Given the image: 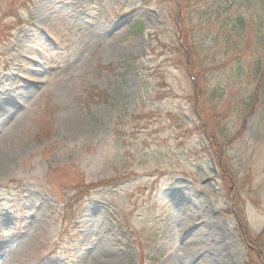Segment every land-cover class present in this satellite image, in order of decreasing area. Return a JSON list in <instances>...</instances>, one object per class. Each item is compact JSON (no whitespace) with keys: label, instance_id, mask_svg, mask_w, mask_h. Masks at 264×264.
<instances>
[{"label":"rangeland","instance_id":"374dc122","mask_svg":"<svg viewBox=\"0 0 264 264\" xmlns=\"http://www.w3.org/2000/svg\"><path fill=\"white\" fill-rule=\"evenodd\" d=\"M234 1L0 0V264H264V4Z\"/></svg>","mask_w":264,"mask_h":264},{"label":"trees","instance_id":"16d2710c","mask_svg":"<svg viewBox=\"0 0 264 264\" xmlns=\"http://www.w3.org/2000/svg\"><path fill=\"white\" fill-rule=\"evenodd\" d=\"M219 1H221V2H225V0H219ZM256 1V3L257 4H261V5H263L264 4V0H255ZM180 2H181V4H182V10H183V12H182V15L181 16H183V14L185 13L184 12V10H185V7H184V4H183V2H182V0H180ZM217 3V2H216ZM237 3H239V2H237V0H235L234 2H230V5H231V7L232 8H234L235 10L236 9H238V6H237ZM232 16V18L229 20V21H226L227 22V24L228 25H230V27L233 29V30H235V29H238V28H241V27H243V17H242V15H241V13L240 14H234V15H231ZM242 17V18H241ZM225 23V22H224ZM187 41H186V39H185V45L187 46ZM189 44V43H188ZM188 52H189V54H190V60H189V63H191L192 62V59H193V49H192V47H189L188 46ZM184 54H185V51H184ZM217 54V53H216ZM212 67V70H216L217 69V67L216 66H210V68ZM195 78L197 79V81H198V78H197V74H195ZM199 83V82H198ZM257 90H260V91H262V92H264V82H262L259 86H257ZM260 257L262 258V262H264V257L260 254Z\"/></svg>","mask_w":264,"mask_h":264}]
</instances>
